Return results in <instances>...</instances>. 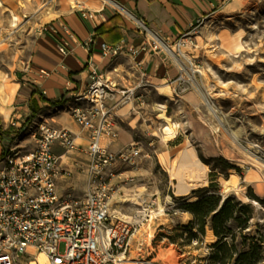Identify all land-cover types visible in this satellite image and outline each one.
<instances>
[{"label":"rangeland","instance_id":"rangeland-1","mask_svg":"<svg viewBox=\"0 0 264 264\" xmlns=\"http://www.w3.org/2000/svg\"><path fill=\"white\" fill-rule=\"evenodd\" d=\"M0 2V117L7 118L0 127L7 143L0 149L1 160L10 148L21 154L35 149L33 122L20 132L7 116L17 106L14 83L21 79L34 41L59 4L58 0ZM132 19L141 20L133 14ZM199 21L192 33L194 45L184 49L187 58L179 55L175 42H168L195 82L172 88L143 83L129 56L126 68L109 79L115 87L107 100L113 109L131 106V114L119 125L131 131L139 150L131 162H116L114 172L125 175L118 177L121 191L111 198L117 218L121 213L139 218L126 255L131 259L216 264L210 256L217 239L209 229L205 236L190 239L189 229L184 228L193 216L182 208L197 200L194 190L209 188L212 182L223 198L231 196L252 205L254 214L246 233L264 235V0H240L236 9L210 13ZM168 58L178 63L174 56ZM203 95L216 108V115ZM185 153L194 156L195 168L182 165ZM220 157L225 161L213 160ZM227 163L235 167L226 170ZM76 165L71 159L64 167L71 171L69 177ZM192 175L198 179L194 181ZM64 249L62 243L61 252Z\"/></svg>","mask_w":264,"mask_h":264},{"label":"built area","instance_id":"built-area-1","mask_svg":"<svg viewBox=\"0 0 264 264\" xmlns=\"http://www.w3.org/2000/svg\"><path fill=\"white\" fill-rule=\"evenodd\" d=\"M137 23L146 36L144 42L140 46L103 43L102 58L127 55L137 63L142 52H164L169 56L166 48L173 51L172 46L149 32L142 20ZM193 31L195 25L173 44L184 59L187 58L184 49L194 45ZM66 32L72 36L68 28ZM60 50L68 53L65 46ZM174 58L179 66L175 82L186 86L192 80L189 67L175 55ZM40 74L44 77L49 72L41 70ZM91 78L89 88L77 96L71 107L75 121L90 131L87 149L76 142L70 130L42 120L31 127L34 130L31 137L36 141L34 151L21 154L10 148L0 160V264H159L154 259L135 260L126 256L136 223L123 222L113 213L111 198L119 188L106 181V177L112 176L113 164L119 160L131 162L139 150L131 148L118 153L109 150L110 143L118 137L112 108L106 106L115 86L96 68ZM12 126L22 129L20 132L24 130L16 121ZM56 143L67 154L84 152L89 157L88 188L82 198L63 197L57 192L58 179L62 175L69 177L71 171L62 167V156L53 151ZM177 213L175 210L174 214ZM62 243L64 252L60 250Z\"/></svg>","mask_w":264,"mask_h":264},{"label":"crops","instance_id":"crops-1","mask_svg":"<svg viewBox=\"0 0 264 264\" xmlns=\"http://www.w3.org/2000/svg\"><path fill=\"white\" fill-rule=\"evenodd\" d=\"M112 1L116 4L109 0H58V8L34 41L29 61L22 68L21 79L14 83L18 94L17 106L9 112L8 120L12 117L11 122L16 121L18 126L33 122V128L35 122L47 120L56 128L73 132L76 142L87 149L90 131L75 121L71 107L76 104L77 96L89 88L94 68L111 79L121 67L126 68V62L129 63L127 55L102 58L103 43L140 46L146 39L138 23L132 19V14L145 23L149 32L172 43L208 14L232 11L240 3V0ZM66 28L71 31L72 36L66 32ZM61 46L66 47L67 54L61 52ZM129 59L132 64L131 58ZM137 63L135 65L138 69H135L139 71L143 83L156 86L163 84L168 88L177 85L175 80L179 74V66L168 56L151 51L142 52ZM41 70L48 71L49 75L42 77ZM112 105L110 100H106V106L112 107L118 137L110 143L109 150L114 153L129 151L135 148L134 136L131 131L119 125V122H124L127 115L131 114V106L120 105L113 109ZM6 120L7 118L0 117V127L5 126ZM3 138L0 131V149L7 145ZM106 143L107 140L104 141ZM53 151L62 156L63 168L70 165L71 159L77 162L72 177L62 175L58 179V194L63 197H84L88 188L85 169L89 162L88 155L78 152L76 157L68 156L58 143L54 145ZM115 164L112 165V176L106 177V181L118 186L119 193L121 185L118 177L125 175V172L115 173Z\"/></svg>","mask_w":264,"mask_h":264},{"label":"trees","instance_id":"trees-1","mask_svg":"<svg viewBox=\"0 0 264 264\" xmlns=\"http://www.w3.org/2000/svg\"><path fill=\"white\" fill-rule=\"evenodd\" d=\"M1 122V121H0ZM214 161H225L214 158ZM226 164L225 169L234 168ZM209 188L194 190L196 201L183 204V209L193 216L189 226L190 239L199 235L205 236L211 230L217 241L212 245L211 260L216 264H260L264 252V235L250 236L246 231L250 228L254 208L251 204H242L235 198H223L219 191ZM254 199L260 198L252 194ZM196 230V232H193Z\"/></svg>","mask_w":264,"mask_h":264},{"label":"bare ground","instance_id":"bare-ground-1","mask_svg":"<svg viewBox=\"0 0 264 264\" xmlns=\"http://www.w3.org/2000/svg\"><path fill=\"white\" fill-rule=\"evenodd\" d=\"M109 1H111L112 3H114V4H116L115 2H113L112 0H109ZM0 4H1V2H0ZM157 40H159L158 38H157ZM159 42L162 44V46H164V44L162 43V41H160L159 40ZM165 47V46H164ZM167 49V51H169L170 52V54H172L173 56H174V53H173V51H172V49H171V51L168 49V48H166ZM187 70V69H186ZM190 70H192V68L190 67ZM191 79L193 80V82H195L194 81V79L191 77ZM203 98H204V100H205V103H206V105L209 107V109L212 111V113H214L215 115H216V108L215 107H213L211 104H210V102H209V100L207 99V97L206 96H204L203 95ZM182 165L183 166H186V167H190V168H195L196 167V161L194 160V156H192V154H190V153H185L183 156H182ZM192 179L195 181L196 179H198V176L196 175H192ZM188 184V183H187ZM188 187H190V186H192L191 184H188L187 185ZM187 187V188H188ZM187 192V191H186ZM185 192V193H186ZM116 213V211L114 212V214ZM120 217V219L121 220H123L124 222H136V221H138L139 220V218L138 217H135V216H131V215H125V214H123V213H121V216H119ZM41 259H43V258H41Z\"/></svg>","mask_w":264,"mask_h":264}]
</instances>
